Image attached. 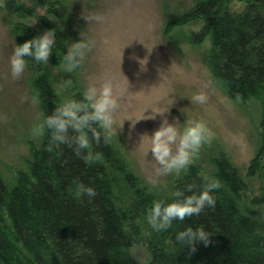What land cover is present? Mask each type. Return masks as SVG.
<instances>
[{"label":"trees","instance_id":"1","mask_svg":"<svg viewBox=\"0 0 264 264\" xmlns=\"http://www.w3.org/2000/svg\"><path fill=\"white\" fill-rule=\"evenodd\" d=\"M27 1L43 7L62 4V0ZM248 1L264 7V0ZM1 2L10 14L32 13L20 0ZM224 2L199 0L166 29L171 31L190 19L203 20V30L191 33L189 42L210 40L207 60L215 83L232 99L246 101L264 83V15L251 14L253 6V10L234 15L221 9ZM38 21L46 29L47 17L39 16ZM13 34L17 43H22L18 35L34 36L21 24L14 26ZM62 49L55 46L54 57H50L61 73ZM33 68L37 70L33 91L42 114L51 113L66 98L82 99L75 80L69 79L71 84L65 85L62 95L50 70L40 63ZM63 76L68 78L67 72ZM260 128L261 145L247 168L249 174L259 175L258 195L245 196L246 185L220 152L210 159L214 169L209 176L222 182L215 190V207L174 221L161 231L152 229L145 218L156 199L128 170L110 142L97 145L91 141L88 150L102 155L86 163L66 144L57 147L45 130L37 148L31 149L28 171L17 173L14 186L9 187L0 176V264H264V107ZM207 169L188 166L172 193L191 183L198 191ZM80 181L94 187L97 194H77L75 185ZM127 192L126 202L120 204L119 196ZM176 198L172 194L158 200ZM189 225L204 226L212 233L211 242H197L194 251L177 243L175 233Z\"/></svg>","mask_w":264,"mask_h":264},{"label":"rangeland","instance_id":"2","mask_svg":"<svg viewBox=\"0 0 264 264\" xmlns=\"http://www.w3.org/2000/svg\"><path fill=\"white\" fill-rule=\"evenodd\" d=\"M20 1L32 13L10 14L0 0V176L9 187L14 186L18 172L28 171L31 149L37 148L43 136L31 133V126L42 113L39 101H32L37 76L33 67L37 62L28 58L20 79H12L10 73L9 58L16 42L14 26L21 24L34 35L54 29L53 48L58 45L63 52L73 40L80 39L81 31L95 41L82 64L67 72L68 78L51 64V55L48 64H40L50 70L62 95L66 91L65 81L70 78L76 81L81 96L89 83H100L106 76L113 78L121 107L110 144L156 200L172 196L176 181L184 172L155 176L157 164L148 151L150 139L142 135H150L159 126L161 116L137 120L158 108L169 110L164 115L170 122L175 117L183 127L185 121L202 120L214 134L210 143L202 144L189 166L208 168L205 174L210 175L214 169L210 159L223 152L246 185L245 196L251 199L258 195L259 175L249 174L247 168L261 145L264 83L246 101L232 99L213 79L207 60L210 40L205 38L200 44L189 42L190 34L202 31L205 22L190 19L176 24L171 31L166 29L199 0H62L60 5L50 3L45 7ZM252 6L255 10L251 14L257 11L264 15L262 5L248 0H225L221 9L237 15L253 10ZM92 13L102 14L103 21H86L84 17ZM39 16L47 17L46 29L39 23ZM18 36L21 42L29 39L28 35ZM197 92L207 95L205 103L192 101ZM22 97L27 99L22 101ZM151 178L159 183L151 185ZM128 195L127 192L119 196V203L124 204Z\"/></svg>","mask_w":264,"mask_h":264},{"label":"clouds","instance_id":"3","mask_svg":"<svg viewBox=\"0 0 264 264\" xmlns=\"http://www.w3.org/2000/svg\"><path fill=\"white\" fill-rule=\"evenodd\" d=\"M86 21L102 22L104 16L92 13L84 17ZM80 39L73 40L66 47L60 67L63 71L71 73L83 62L87 54L95 46V41L84 32H79ZM56 42V32L48 29L38 33L22 43H14L9 58L12 79H20L28 66V58L42 64L49 63L53 46ZM65 84H71L66 80ZM22 101L27 97H22ZM192 101L205 103L207 95L204 92L194 93ZM38 97L33 96L32 101L37 102ZM121 107V100L115 94L113 78L106 76L100 83H89L82 91V99L66 98L59 102L47 115L38 114L31 126L33 136L42 135L45 130L50 133L53 143L57 147L66 144L73 152L86 163L101 158L99 151L89 149L91 141L99 145L102 141L109 143L116 132L117 114ZM169 110L157 109L138 119H155L161 116L159 126L149 135L148 151L157 164L155 176H166L172 173L177 175L187 170L204 143H210L212 131L202 120H188L180 126L179 120L173 117L170 122L164 115ZM42 116V119H41ZM90 134V135H89ZM149 183L156 186L159 181L151 178ZM76 192L79 195L94 197L96 189L90 185L77 182ZM222 187L221 180L216 176L202 175L201 186L195 190V183L188 184L186 189H177L173 195L177 197L170 202L154 200L151 207L146 210L145 218L152 229L156 231L169 229L174 221H183L185 217L199 215L205 208H214L216 205L215 190ZM212 233L204 226H186L175 233V241L181 245L191 246L195 250L197 242L208 245Z\"/></svg>","mask_w":264,"mask_h":264}]
</instances>
